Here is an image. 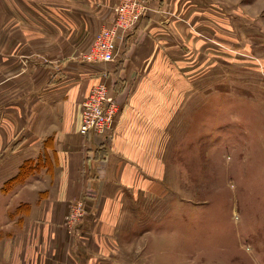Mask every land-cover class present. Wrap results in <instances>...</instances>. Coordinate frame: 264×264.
Returning a JSON list of instances; mask_svg holds the SVG:
<instances>
[{
  "label": "crops",
  "instance_id": "obj_1",
  "mask_svg": "<svg viewBox=\"0 0 264 264\" xmlns=\"http://www.w3.org/2000/svg\"><path fill=\"white\" fill-rule=\"evenodd\" d=\"M114 1L0 2L4 160L12 178L25 162L42 159L18 191L31 205L29 264L120 261L118 236L132 205L170 193V181L160 177L159 149L170 137L175 110L192 92L203 91L195 83L209 62L211 72L219 69L218 41L183 17L188 0H149L155 11L141 20L118 61L84 63L75 44L104 25ZM100 83L108 85L120 111L109 134L83 137L82 103ZM76 202H83L87 215L70 232L66 221Z\"/></svg>",
  "mask_w": 264,
  "mask_h": 264
},
{
  "label": "rangeland",
  "instance_id": "obj_2",
  "mask_svg": "<svg viewBox=\"0 0 264 264\" xmlns=\"http://www.w3.org/2000/svg\"><path fill=\"white\" fill-rule=\"evenodd\" d=\"M188 1L183 17L218 41L219 69L209 62L195 83L203 91L175 110L159 149L170 193L132 205L116 264H264V0ZM114 3L104 25L75 44L80 59L114 20ZM4 141L0 128V264H29L31 205L18 195L21 184H8Z\"/></svg>",
  "mask_w": 264,
  "mask_h": 264
},
{
  "label": "built area",
  "instance_id": "obj_3",
  "mask_svg": "<svg viewBox=\"0 0 264 264\" xmlns=\"http://www.w3.org/2000/svg\"><path fill=\"white\" fill-rule=\"evenodd\" d=\"M154 11L148 0H119L114 20L98 33L89 52L81 60L90 65L118 61L141 20ZM107 76V72L102 73L103 78ZM119 111V104L111 96L108 85L100 83L94 86L82 103L79 134L83 137L109 134ZM71 212V218L77 226L86 215L83 202L73 206Z\"/></svg>",
  "mask_w": 264,
  "mask_h": 264
},
{
  "label": "trees",
  "instance_id": "obj_4",
  "mask_svg": "<svg viewBox=\"0 0 264 264\" xmlns=\"http://www.w3.org/2000/svg\"><path fill=\"white\" fill-rule=\"evenodd\" d=\"M41 161H27L19 169L18 173L12 180L8 183L9 185L22 184L28 177L34 173L39 166H41Z\"/></svg>",
  "mask_w": 264,
  "mask_h": 264
}]
</instances>
